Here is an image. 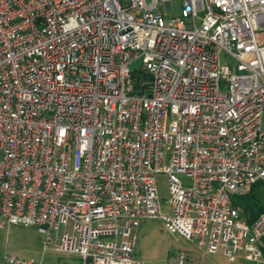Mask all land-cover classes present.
Here are the masks:
<instances>
[{
	"label": "built area",
	"instance_id": "1",
	"mask_svg": "<svg viewBox=\"0 0 264 264\" xmlns=\"http://www.w3.org/2000/svg\"><path fill=\"white\" fill-rule=\"evenodd\" d=\"M179 6L0 0V231L142 264L136 229L159 219L224 264H264V211L248 224L232 199L264 184V0Z\"/></svg>",
	"mask_w": 264,
	"mask_h": 264
},
{
	"label": "rangeland",
	"instance_id": "2",
	"mask_svg": "<svg viewBox=\"0 0 264 264\" xmlns=\"http://www.w3.org/2000/svg\"><path fill=\"white\" fill-rule=\"evenodd\" d=\"M147 4L150 0H146ZM173 10L164 12L166 18L178 17L180 14L179 0H172ZM258 42L264 45V31L259 34ZM221 62L228 64L229 59L222 55ZM137 65V64H136ZM135 65V66H136ZM161 210L170 214L172 206L167 178L164 174L156 176ZM235 198V197H234ZM232 197V199L234 200ZM136 241L133 257L142 264H171L170 259L183 255L186 264H221L225 261L220 253L210 255L196 250L193 243L176 234L169 233L161 220H142L135 232ZM8 256L31 264H81L79 255L43 250L42 236L34 228L10 227L9 231H0V264H7ZM173 264V263H172ZM243 264H258L243 262Z\"/></svg>",
	"mask_w": 264,
	"mask_h": 264
},
{
	"label": "trees",
	"instance_id": "3",
	"mask_svg": "<svg viewBox=\"0 0 264 264\" xmlns=\"http://www.w3.org/2000/svg\"><path fill=\"white\" fill-rule=\"evenodd\" d=\"M143 78L148 79L146 76ZM233 202L239 207L241 218L252 224L264 211V184L261 182L253 184L245 195L235 197Z\"/></svg>",
	"mask_w": 264,
	"mask_h": 264
},
{
	"label": "crops",
	"instance_id": "4",
	"mask_svg": "<svg viewBox=\"0 0 264 264\" xmlns=\"http://www.w3.org/2000/svg\"><path fill=\"white\" fill-rule=\"evenodd\" d=\"M223 257V256H222ZM224 258V257H223ZM225 259V258H224ZM226 262V260L223 262V263H221V264H224Z\"/></svg>",
	"mask_w": 264,
	"mask_h": 264
}]
</instances>
